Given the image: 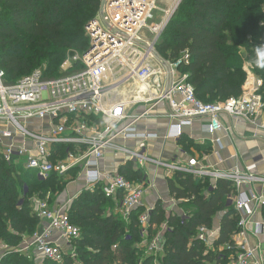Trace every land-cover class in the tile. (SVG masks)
Returning <instances> with one entry per match:
<instances>
[{"label": "built area", "instance_id": "obj_1", "mask_svg": "<svg viewBox=\"0 0 264 264\" xmlns=\"http://www.w3.org/2000/svg\"><path fill=\"white\" fill-rule=\"evenodd\" d=\"M182 1L100 0L98 14L84 28L87 50L66 57L61 75L49 78L37 69L10 84L0 70V159L40 180L77 170V177L84 178L83 190L101 189L106 198L115 200L114 211L123 221H128L132 210L142 207L144 189L102 169L106 153L123 157L122 166L132 164L135 170L153 165L170 176L185 173L197 181H228L233 187L228 202L239 217L238 231L232 236L238 252L229 264H258L247 233L250 224L253 236L264 233V223L252 221L264 208V174L254 172L264 165V157L225 172L198 166L196 159L185 164L164 162L145 152L148 141L157 136L137 130V124L148 119L160 103L168 108L164 138L174 141L182 138L186 127L205 120L201 130L211 137L212 144L220 146L221 138L216 135L229 130L223 118L252 125L264 119L263 80L249 64L243 66L247 77L240 95L203 103L180 69L189 62L188 52L182 51L174 60L157 52L158 41ZM134 106L142 109L130 112ZM258 126L264 130V121ZM132 140L139 145L128 147L126 142ZM71 202L51 208L47 200L34 199L31 208L43 222L42 229L18 247L0 243V262L7 253L17 252L39 259V264H63L65 257L80 264L75 243L81 232L67 214ZM148 219V211L139 217L144 230ZM211 233L200 228L197 237L207 243ZM159 241V236L151 240L146 254H157Z\"/></svg>", "mask_w": 264, "mask_h": 264}, {"label": "trees", "instance_id": "obj_2", "mask_svg": "<svg viewBox=\"0 0 264 264\" xmlns=\"http://www.w3.org/2000/svg\"><path fill=\"white\" fill-rule=\"evenodd\" d=\"M100 0H0V70L6 83H15L42 65L45 77H57L58 65L67 52L83 53L88 48L85 26L98 14ZM264 43V0H183L161 36L157 52L176 59L186 50L187 74L195 96L203 103L222 102L242 93L246 80L243 62L263 80L264 69L252 61L254 47ZM65 150V149H64ZM65 152V151H64ZM119 174L132 183L143 173L132 164ZM77 170L64 176L49 175L45 180L12 167L0 159V243L18 247L26 235H33L39 219L30 206L32 196L50 191L59 197ZM27 188L26 193L23 190ZM170 196L180 202L184 215L167 213L161 204L149 212L145 228L148 242L159 236L163 256L155 259L138 248L144 238L139 217L146 211L138 207L127 223L114 213L115 200L101 189L83 190L70 203L67 214L79 228L75 245L82 264H229L236 256L232 236L239 220L228 197L232 184L195 180L185 173L167 179ZM29 199V200H28ZM264 216V208H263ZM222 213L213 249L198 239L200 228L210 230L216 215ZM184 216V217H183ZM166 226L160 236L162 226ZM17 252L7 253L0 264H36ZM44 264H55L45 261ZM63 264H74L65 257Z\"/></svg>", "mask_w": 264, "mask_h": 264}, {"label": "crops", "instance_id": "obj_3", "mask_svg": "<svg viewBox=\"0 0 264 264\" xmlns=\"http://www.w3.org/2000/svg\"><path fill=\"white\" fill-rule=\"evenodd\" d=\"M130 112H138L142 109L141 106H134ZM168 108L165 103H160L151 112V116L137 124L139 132L146 131L157 136L156 139L148 141L146 155L151 158L164 162H181L186 163L191 159H196L198 166L212 167L217 171L225 172L234 167L244 168L245 166L254 164L261 156L264 157V130L260 129L258 124L264 121L258 120L257 125L249 124L248 122H234L223 118L224 125L229 128L228 131H220L216 137L221 138L220 146L211 143V137L201 130V126L205 120H197L191 127H186L183 136L180 140L165 139L164 136L169 126L167 117ZM139 141H128L126 145L135 148L139 145ZM203 149V153H199L196 148ZM123 157L115 156L113 153H106L102 160V169L107 172H116L119 174L120 168L124 167ZM135 169V168H134ZM141 171L143 173L142 180L133 183L142 185L144 195L142 198V207L150 212L159 203L167 213H176L184 215V211L180 208V202L174 200L167 186V179L171 178L167 172L153 165H146ZM256 174H264V165H258L254 170ZM211 181V180H210ZM214 183L213 181H211ZM76 184H79L76 186ZM84 178L76 177L73 181L67 184L65 191L60 195V204L67 203L69 200L76 198L78 193L83 190ZM254 190L259 191L260 187H255ZM229 205V204H228ZM231 205V204H230ZM263 209L252 218L253 222H263ZM114 213L118 214L114 211ZM119 215V214H118ZM222 213L214 218L211 234H208V249H213V244L218 236L220 220ZM184 217V216H183ZM127 223V221H124ZM43 222L38 221L36 231L42 229ZM166 226H162L160 236ZM252 225L248 226L247 241L251 249L255 251V259L258 264H264V233L259 236L252 235ZM34 232V233H35ZM146 232L142 228V242L137 247L144 248L148 246ZM24 239L27 241L30 237ZM162 240L159 241V251L155 255V259L163 256ZM145 249V248H144ZM157 260L154 264H157ZM82 264V263H80Z\"/></svg>", "mask_w": 264, "mask_h": 264}, {"label": "rangeland", "instance_id": "obj_4", "mask_svg": "<svg viewBox=\"0 0 264 264\" xmlns=\"http://www.w3.org/2000/svg\"><path fill=\"white\" fill-rule=\"evenodd\" d=\"M181 5V4H180ZM179 5V6H180ZM165 6H163L162 8H164ZM178 9H179V7L177 8V10L175 11V13L173 14V16H172V18H171V21H172V19L174 18V16L176 15V13H177V11H178ZM167 28V27H166ZM166 30V29H165ZM165 30H164V32L163 33H165ZM163 33H162V35H163ZM161 35V36H162ZM160 39H161V37H160ZM159 39V40H160ZM158 43H159V41H158ZM158 45V44H157ZM72 54H74V56H80L82 53H79L78 51L76 52V51H71V52H67L66 53V56H65V58H64V60L66 59V57H69V56H71ZM162 56V55H161ZM163 58H165L164 56H162ZM63 60V61H64ZM62 61V62H63ZM62 62H60V65H58V68H57V71H58V75L57 76H59V75H61V64H62ZM248 64V63H247ZM244 65H246V62H243V66ZM41 68V70H45L46 68H47V66H45V65H42V67H40ZM254 73V72H253ZM255 74V73H254ZM256 75V74H255ZM257 76V75H256ZM259 76V75H258ZM257 76V77H258ZM129 86H131V88H133V86H135V87H137V84H130ZM134 87V88H135ZM130 88V89H131ZM197 149V151L199 152V153H203V149H201V148H196ZM77 185H79V184H76V186ZM26 186H24L23 188H24V190H23V194L24 193H26V191H27V188H25ZM44 198V200H47V202H48V204H49V206L51 207V208H57V207H59V205H60V200H59V197H56V194H53V193H51L50 191H48L44 196H43ZM42 198V196L40 195V196H32L31 198L29 197V201H30V206H31V202L34 200V199H41ZM32 235H26V237L25 238H27V237H31ZM25 239H23V241H24ZM138 248H140V247H138ZM154 255H156V254H154ZM27 257V256H26ZM159 257V256H158ZM157 257V258H158ZM27 259H32V257H28ZM35 261H36V264H39L40 263V260L39 259H35Z\"/></svg>", "mask_w": 264, "mask_h": 264}, {"label": "clouds", "instance_id": "obj_5", "mask_svg": "<svg viewBox=\"0 0 264 264\" xmlns=\"http://www.w3.org/2000/svg\"><path fill=\"white\" fill-rule=\"evenodd\" d=\"M251 58L257 67L264 69V43H259L254 47Z\"/></svg>", "mask_w": 264, "mask_h": 264}, {"label": "water", "instance_id": "obj_6", "mask_svg": "<svg viewBox=\"0 0 264 264\" xmlns=\"http://www.w3.org/2000/svg\"><path fill=\"white\" fill-rule=\"evenodd\" d=\"M87 26V25H86ZM228 204H230V202H228Z\"/></svg>", "mask_w": 264, "mask_h": 264}]
</instances>
